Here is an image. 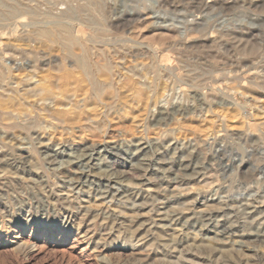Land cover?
Returning <instances> with one entry per match:
<instances>
[{
  "label": "rangeland",
  "instance_id": "obj_1",
  "mask_svg": "<svg viewBox=\"0 0 264 264\" xmlns=\"http://www.w3.org/2000/svg\"><path fill=\"white\" fill-rule=\"evenodd\" d=\"M14 1L0 0V81L18 95L45 81L48 112L81 101L85 77L143 61L160 80L128 73L101 128L94 98L58 123L30 96L32 127L0 122V264H264V81L243 78L264 62V0Z\"/></svg>",
  "mask_w": 264,
  "mask_h": 264
},
{
  "label": "bare ground",
  "instance_id": "obj_2",
  "mask_svg": "<svg viewBox=\"0 0 264 264\" xmlns=\"http://www.w3.org/2000/svg\"><path fill=\"white\" fill-rule=\"evenodd\" d=\"M11 1V0H10ZM79 1V0H78ZM82 1V0H81ZM81 1H80V5H82L81 4ZM92 1V0H91ZM93 1H96V0H93ZM8 2V1H7ZM13 2H15L14 0H13ZM73 2V1H72ZM26 3V2H25ZM70 3V2H69ZM74 3H76L75 1H74ZM83 3H85V2H83ZM95 3H97V2H95ZM86 4V3H85ZM84 4V5H85ZM0 5L1 6H5V5H3V4H1L0 3ZM9 5H11V4H9ZM20 5V4H19ZM18 5V6H19ZM70 5V4H69ZM83 5V6H84ZM97 5V4H96ZM99 5V4H98ZM17 6V7H18ZM23 6V5H22ZM22 6H20L19 8H21ZM26 6V5H25ZM74 6V5H73ZM78 6V5H77ZM101 6V5H100ZM99 6V7H100ZM8 7V6H7ZM6 7V8H7ZM67 7V6H66ZM91 7V6H90ZM94 7H95V5H94ZM93 7V8H94ZM103 7V6H102ZM2 8V7H1ZM4 8V7H3ZM22 8H24V7H22ZM34 8V7H33ZM71 8V7H70ZM5 9V8H4ZM13 9H14V7H13ZM103 9V8H102ZM12 10V9H11ZM20 10V9H19ZM23 10V9H22ZM21 10V11H22ZM91 10V9H90ZM96 10V9H95ZM15 11V10H14ZM30 11V10H29ZM32 11V10H31ZM18 12V11H17ZM17 12H16V15H17ZM23 12H24V10H23ZM3 13H4V11H3ZM7 13V12H6ZM9 13V12H8ZM13 13V12H12ZM35 13V12H34ZM87 13H90V12H87ZM93 13V12H92ZM98 13H99V11H98ZM14 14V13H13ZM20 14V13H19ZM18 14V16L20 17L21 15H19ZM79 14V13H78ZM94 14H95V11H94ZM1 15V14H0ZM31 15V14H30ZM43 15V14H42ZM77 15V14H76ZM82 15H84V13L82 14ZM93 15V14H92ZM96 15V14H95ZM100 15V14H99ZM94 16V15H93ZM17 17V16H16ZM25 17V16H24ZM35 17V16H34ZM71 17V16H70ZM91 17V16H90ZM97 17V16H96ZM134 16H131V15H125V16H123V18H122V20H120L119 22H118V24H111L112 25V27H114L115 29H117V27L120 25V26H125L126 25V27H127V25H128V23H129V21H131L130 19L131 18H133ZM41 18V17H40ZM66 18V17H65ZM68 18V17H67ZM83 18V17H82ZM140 18V17H139ZM13 19V18H12ZM12 19H11V21H12ZM21 19V18H20ZM63 19V18H62ZM86 19V18H85ZM90 19V18H89ZM100 19V18H99ZM137 19V18H136ZM6 20V19H5ZM4 20V21H5ZM64 20V19H63ZM81 20H83V19H81ZM86 20H88V19H86ZM101 20V19H100ZM100 20H99V22H100ZM117 20V19H116ZM10 21V22H11ZM26 21V20H25ZM36 21V20H35ZM34 21V22H35ZM43 21V20H42ZM65 21H66V19H65ZM95 21V20H94ZM109 21V20H108ZM9 22V23H10ZM85 22V21H84ZM86 22H88V21H86ZM89 22H93V21H89ZM102 22H103V20H102ZM110 22H112V21H110ZM132 22V21H131ZM144 22V21H143ZM0 23H1V21H0ZM17 23V22H16ZM37 23V22H36ZM53 23H55V22H53ZM94 23V22H93ZM92 23V24H93ZM104 23H106V22H104ZM142 23V22H141ZM19 24V23H18ZM21 24H22V22H21ZM20 24V25H21ZM38 24H40V23H38ZM63 24V23H62ZM65 24H67V23H65ZM95 24V23H94ZM97 24V23H96ZM99 24V23H98ZM100 24H101V22H100ZM107 24H109V23H107ZM140 24V23H139ZM139 24H137V25H139ZM144 24V23H143ZM130 25V24H129ZM35 26V25H34ZM45 26V25H44ZM69 27H71L70 25H68ZM101 26V25H100ZM107 26H109V25H107ZM145 26V25H144ZM38 27H39V25H38ZM97 27V26H96ZM103 27V26H102ZM137 27V26H136ZM143 27V26H142ZM108 29H109V27H107ZM106 28V29H107ZM111 28V27H110ZM113 28V30H114V32H116L115 31V29ZM125 28V27H124ZM146 28V27H145ZM97 29V28H96ZM100 29V28H99ZM138 29H141V27H139V28H137V30ZM169 29V28H168ZM30 30V29H29ZM44 30V29H43ZM43 30H40V28L38 29V34L37 35H39L40 34V36H38V37H41V36H46V35H48V31H43ZM60 30V29H59ZM95 30V29H94ZM110 30V29H109ZM131 30V29H130ZM134 30V29H133ZM61 35H63L62 36V39H63V41L64 42H62V43H64L67 47L71 44V42H73V39L71 38V36H70V32H69V29H68V27H66V26H63L62 28H61ZM100 31V30H99ZM125 31V30H124ZM129 31V30H128ZM135 31V30H134ZM140 31V30H139ZM138 31V32H139ZM148 31V30H147ZM10 32H12V31H10ZM14 32V31H13ZM72 32V31H71ZM101 32V31H100ZM100 32H99V34H100ZM103 32H104V29H103ZM137 32V33H138ZM20 33V32H19ZM28 33H33V30H32V32H28ZM35 33V32H34ZM56 33V32H55ZM96 33V32H95ZM135 33V32H134ZM161 33V32H160ZM22 34V33H21ZM50 34V36L51 35H53V34H51V33H49ZM57 34V33H56ZM97 34V33H96ZM106 34V33H105ZM123 34H124V32H123ZM234 34V33H233ZM15 35V34H14ZM37 35H35V36H37ZM58 35V34H57ZM131 35V34H130ZM133 35H135V34H133ZM238 35V34H237ZM49 36V37H50ZM90 36V35H89ZM104 36V35H103ZM107 36V35H106ZM128 36V35H127ZM145 36V35H144ZM151 36V35H150ZM149 36V37H150ZM29 38H30V36H28ZM95 37V36H94ZM98 37V36H97ZM102 37V36H101ZM146 38L148 37L147 36V34H146V36H145ZM153 37H155V36H153ZM235 37V36H234ZM20 38V37H19ZM23 38V37H22ZM43 37H41V39H42ZM59 38H60V35H59ZM110 38H112L111 36H110ZM126 38V37H125ZM134 39H135V37H133ZM136 38H138V37H136ZM141 38V37H140ZM158 38V37H157ZM236 38V37H235ZM21 39V38H20ZM45 39V38H44ZM62 39H60V40H62ZM92 39V38H91ZM113 39V38H112ZM141 39H143V35H142V38ZM152 39H154V38H152ZM26 40V39H25ZM35 40V39H34ZM49 40V39H48ZM48 40H47V42H48ZM55 40V39H54ZM78 40H80V39H78ZM103 40H104V38H103ZM117 40H119V39H117ZM116 40V41H117ZM138 40V39H137ZM151 40V39H150ZM157 40V39H156ZM241 40V39H240ZM22 41V40H21ZM94 41V40H93ZM105 41H108V40H105ZM109 41H110V39H109ZM113 41V40H112ZM131 41V40H130ZM231 41V40H230ZM6 42V41H5ZM11 42V41H10ZM14 42H15V40H14ZM79 42V41H78ZM215 42V41H214ZM37 43V42H36ZM62 43H60V44H62ZM105 43V42H104ZM133 43V42H132ZM55 44H56V42H55ZM54 44V45H55ZM74 44H76V43H74ZM237 44V43H236ZM9 45V44H8ZM41 45V44H40ZM80 45V44H79ZM90 45V44H89ZM122 45V44H121ZM140 45V44H139ZM43 46H45V45H43ZM65 46V47H66ZM120 46V45H119ZM143 46V45H142ZM235 46V45H234ZM116 47V46H115ZM126 47V46H125ZM48 48V47H47ZM50 48H51V46H50ZM64 48V47H63ZM127 48V47H126ZM242 48V47H241ZM68 49V48H67ZM71 50V49H70ZM90 50H91V48H90ZM111 50H113V49H111ZM68 51V50H67ZM136 51V50H135ZM84 52V51H83ZM115 52V51H114ZM146 52V51H145ZM148 52V51H147ZM224 52V51H223ZM244 52V51H243ZM69 53V52H68ZM127 53V52H126ZM130 53V52H129ZM131 53H132V51H131ZM230 53V52H229ZM232 53H234V52H232ZM103 54V53H102ZM115 54V53H114ZM122 54V53H121ZM120 54V55H121ZM142 54H143V52H142ZM146 54V53H145ZM80 55V54H79ZM229 55V54H228ZM247 55V54H246ZM103 56V55H102ZM115 56H116V54H115ZM122 56V55H121ZM236 56V55H235ZM253 56V55H252ZM262 56V55H261ZM264 56V55H263ZM31 57H32V55H31ZM78 57V56H77ZM80 57V56H79ZM110 57V56H109ZM148 57V56H147ZM37 58V57H36ZM88 58V57H87ZM233 58V57H232ZM255 58V57H254ZM125 59V58H124ZM130 59V58H129ZM146 59V58H145ZM148 59V58H147ZM82 60H83V65H84V68L85 69H89L90 71H91V69H90V65H89V63H88V60L84 57H82ZM107 61H109V59H106ZM121 60V59H120ZM133 60V59H132ZM131 60V61H132ZM138 60V59H137ZM136 60V61H137ZM258 60V59H257ZM78 61H80V60H77V62ZM95 61V60H94ZM98 61V60H97ZM96 61V62H97ZM141 61V60H140ZM222 61V60H221ZM238 61H240V60H238ZM244 61V60H243ZM253 61V60H252ZM127 62H129V61H127ZM133 62H134V60H133ZM228 62V61H227ZM231 62V61H230ZM230 62H228V64L230 63ZM257 62V61H256ZM259 63H261L262 65H260V66H258V65H256V67L253 69V67H250V68H248V72L249 73H247V76H244L243 78L244 79H247L248 81H256L257 79L258 80H260V81H264V62L262 63V61H258ZM102 63V62H101ZM118 63V62H117ZM151 63V62H150ZM223 63V62H222ZM233 63V62H232ZM242 63V62H241ZM240 63V64H241ZM82 64V63H81ZM81 64H79L80 66H81ZM103 64V63H102ZM110 64V63H109ZM109 64H107V66L109 65ZM227 64V63H226ZM227 64V65H228ZM231 64V63H230ZM229 64V65H230ZM239 64V65H240ZM141 71L139 72V70L138 71H134V72H130L127 68H126V70H125V72H121V74L119 75V77H118V79L116 78V77H114V74L112 73V80L113 81H97L98 80V76H97V80L96 81H94V79L93 80H91V81H88V78L87 77H85L86 79H87V81H75V83L77 84V85H80L82 82H85V91H84V95H85V97H83V99L81 100V101H77V100H75V98H76V94L74 93L73 94V99L72 100H69L66 104H65V106H64V108L62 109V110H53L52 112L50 111V112H48V110L46 109V106H44L45 105V102L47 101V100H49L51 97H53V91L51 90V88L45 83V81H37V83L33 86V87H29L27 90L25 89V93L23 94V95H18V89L17 88H15V89H11V88H9L8 87V84H9V81H0V122H3V121H6V120H10L11 121V119H13L12 120V123L11 122H9L8 124L9 125H7V127H20V128H23V127H32V125H34V123H35V121H36V117L34 116V117H31V113L28 111V108H27V106H25V105H21L20 104V101H21V99H23V100H26L27 99V97H33V98H35V100H36V103H38V105H40L41 107L39 108V113H41L44 117H47L48 115H50V116H52V118L53 119H56V120H59L58 121V123L60 122V119H59V117H53V115L54 114H56V116H66V115H74V114H76V113H82L84 110H86L87 108H88V106L90 105V104H92V102H91V99H96L97 100V103H94V108L96 107H99V109H101L102 111H100V113L102 114V116L100 117L101 119L97 122V125L96 126H94L95 128H97V127H99V123H101L102 121H103V117L104 116H106L109 112H111L110 110L112 109V103H114V101L115 102H120L119 100H120V95H119V90H120V88H122V86H124L125 85V83L127 84V82L126 81H122L123 79H126V78H128V76H127V74L128 73H130V74H132V77H134V78H136L135 80H137V81H135L134 80V78H133V80L131 81V82H133V84H140V85H142V83H141V81H138V80H142V79H148V81H150V86H152L153 84H155L157 81H159L160 80V76H159V74H158V67L157 66H154V67H152L151 68V66H150V64H147L146 62H143V61H141ZM152 65V64H151ZM188 65V64H187ZM223 65H224V63H223ZM232 65H234V63L232 64ZM243 65V64H242ZM121 66V65H120ZM207 66V65H206ZM244 66H245V64H244ZM248 66V65H247ZM230 67H232V66H230ZM238 67V66H237ZM239 67H242L241 65L239 66ZM80 68V67H79ZM104 68V70H105V72H109L108 71V68H109V70H110V66H108V68H105V67H103ZM205 68V67H204ZM203 68V69H204ZM234 68V67H233ZM101 69H102V67H101ZM121 69V68H120ZM130 69V68H129ZM137 69V68H136ZM224 69H226V67L224 68ZM223 69V70H224ZM235 69V68H234ZM237 69H239V68H237ZM236 69V70H237ZM242 69H244V68H242ZM82 70H83V68H82ZM88 70V73H90V71ZM119 70V69H118ZM227 70V69H226ZM225 70V71H226ZM235 70V71H236ZM250 70L251 71H253L252 73L250 72ZM122 71V70H121ZM227 71H232V70H227ZM234 71V72H235ZM239 71H241V70H239ZM83 72V71H82ZM87 72V71H86ZM98 72V71H97ZM84 73V72H83ZM102 73V72H101ZM120 73V72H119ZM118 73V74H119ZM190 73V72H189ZM223 73H224V71H223ZM100 74V73H99ZM106 74V73H105ZM262 74V75H261ZM84 75V74H83ZM91 74H89V76H90ZM109 75V74H108ZM190 75H191V73H190ZM222 75H224V74H222ZM221 75V76H222ZM226 75V74H225ZM85 76H87V74L85 75ZM111 76V75H110ZM227 76V75H226ZM31 77V76H30ZM107 77V76H106ZM214 77V76H213ZM240 77V76H239ZM195 78V77H194ZM201 78V77H200ZM242 78V77H241ZM32 79V78H31ZM84 79V78H83ZM96 79V78H95ZM104 79H106V78H104ZM100 80H101V77H100ZM115 80H117V81H115ZM206 80V79H205ZM225 80V79H224ZM226 80H228L227 78H226ZM234 80H236V78L234 79ZM238 80V79H237ZM129 81V80H128ZM241 81V80H240ZM27 82H30V81H27ZM33 83V82H32ZM149 83V82H148ZM18 84V83H17ZM31 84V83H30ZM46 84V85H45ZM142 86H144V85H142ZM81 88H82V86H80ZM245 89V88H244ZM24 90V89H23ZM21 91V90H20ZM26 95V96H25ZM104 98H108L107 99V101L110 99V102H105V100H104ZM51 101H53L52 99H51ZM54 103V102H53ZM118 105V104H117ZM114 106V105H113ZM174 110V109H173ZM173 110H172V112H173ZM116 111V110H115ZM161 111V110H160ZM158 112L159 114L155 117V119L156 120H160L161 118H163V113H162V111L161 112ZM176 111V110H175ZM174 111V112H175ZM164 112V111H163ZM49 117V116H48ZM65 118V117H64ZM70 118H71V116H70ZM91 119V118H90ZM96 121V120H95ZM91 122V121H90ZM103 124L105 123V122H102ZM102 124V125H103ZM101 125V126H102ZM38 126V125H37ZM50 127V126H49ZM1 128H3V127H1ZM99 128H101V127H99ZM4 129H6L5 127H4ZM4 131H6V130H4ZM147 147V146H146ZM146 147H142V150H144V148H146ZM93 148V147H92ZM2 149V148H1ZM9 149V148H8ZM44 149V148H43ZM7 150V149H6ZM93 150V149H92ZM138 151H141V149L139 150V149H137V151L136 152H134V153H130L129 154V160H131V159H133V158H135L136 156H137V152ZM142 152V151H141ZM10 153V152H9ZM29 153V152H28ZM87 153V152H86ZM86 153H84L85 155H86ZM31 154V153H30ZM29 154V155H30ZM90 155V154H89ZM6 157V156H5ZM148 157V156H147ZM82 160H84V159H82ZM150 161V160H149ZM149 163V162H148ZM83 164V163H82ZM157 164V163H156ZM95 165V164H94ZM115 165V164H114ZM148 166V165H147ZM108 167H109V164H108ZM111 167H112V163H111ZM146 167V166H145ZM156 167V166H155ZM171 166H169L168 168H170ZM186 167V166H185ZM148 169V168H147ZM163 169V168H162ZM164 169H166V168H164ZM189 169V168H188ZM187 169V170H188ZM161 170V169H160ZM167 170V169H166ZM170 171H171V169H169ZM78 171H80V170H78ZM118 171V170H117ZM170 171H168V173L170 172ZM164 172V171H163ZM77 173H80V176L81 175H83L84 173L82 172V170L80 171V172H77ZM166 173V172H165ZM167 173V174H168ZM171 173V172H170ZM164 174V173H163ZM108 175V174H107ZM79 176V177H80ZM108 177H110L109 175H108ZM162 177V176H161ZM165 178H166V176H165ZM160 179V178H159ZM77 180V179H76ZM148 180V179H147ZM163 180V179H162ZM149 181V180H148ZM147 181V182H148ZM174 182V181H173ZM105 190V189H104ZM105 192V191H104ZM64 198V197H63ZM66 199V198H65ZM65 199H63V200H65ZM70 201V200H69ZM263 204V203H262ZM90 205V204H89ZM181 206V205H180ZM182 207V206H181ZM255 207V206H254ZM183 209V208H182ZM122 212V211H121ZM123 213V212H122ZM159 213H161V214H164L163 212H159ZM173 213V212H172ZM119 214H121V213H119ZM176 214H178L177 212H176ZM176 214L174 215V213L172 214V215H174V216H176ZM181 213L179 212V215H180ZM113 215V214H112ZM127 215V214H126ZM130 215V214H129ZM168 215V214H167ZM166 215V216H167ZM170 215V214H169ZM131 216V215H130ZM182 216V215H181ZM169 217V216H168ZM168 217L166 218V220L168 219ZM179 217V216H178ZM101 218V217H100ZM110 219L111 218V215H107V216H105V218L104 219ZM186 218V217H185ZM164 219V218H163ZM172 219H174L173 217H172ZM179 219V218H178ZM102 220V219H101ZM171 220V219H170ZM169 220V221H170ZM178 221V220H177ZM185 221V220H184ZM173 222H174V220H173ZM179 222V221H178ZM171 223V222H170ZM181 223V222H180ZM186 223H187V220H186ZM172 224V223H171ZM171 224H169V226L171 225ZM182 224H184V222L182 223ZM142 225V224H141ZM176 225V224H175ZM186 225V224H185ZM217 225H219V224H217ZM224 225V224H223ZM131 226V225H130ZM173 226V225H172ZM171 226V227H172ZM181 226V225H180ZM183 226V225H182ZM181 226V227H182ZM218 227V226H217ZM221 227H223L224 228V231L223 232H226V230H225V226H221ZM131 228V227H130ZM139 228V227H138ZM138 228H136V229H138ZM215 229V228H214ZM217 229V228H216ZM222 229V228H221ZM228 229H230L229 227H228ZM228 229H227V231H228ZM220 230V229H219ZM214 231V230H213ZM220 231H222V230H220ZM230 231V230H229ZM216 232H219V231H216ZM215 232V233H216ZM221 233V232H220ZM220 233H218V234H220ZM232 233V232H231ZM230 233V234H231ZM252 233V232H251ZM223 234V233H222ZM238 234V233H237ZM148 235V234H147ZM160 235V234H159ZM158 235V236H159ZM186 235V234H185ZM252 235H253V233H252ZM255 235V238H260V237H264V231H259L258 233H256V234H254ZM253 235V236H254ZM193 236V235H192ZM226 236V235H225ZM230 236V235H229ZM244 236V235H243ZM142 237H144V234H143V236ZM162 237H165V236H162ZM168 237V236H167ZM242 237V236H241ZM166 238V237H165ZM164 238V239H165ZM176 238V236H172V237H170V238H167V240H169V239H171V240H174ZM151 239V238H150ZM186 239V238H185ZM160 240V239H159ZM192 240L193 241H196V239L195 238H193L192 237ZM187 242V241H186ZM199 242V241H198ZM263 242V241H262ZM233 243V242H232ZM231 243V244H232ZM235 243V242H234ZM233 243V244H234ZM237 243H239L238 241H237ZM174 244V243H173ZM195 245H197V244H195ZM230 246V245H229ZM232 246H234V245H232ZM216 247V246H215ZM242 248V247H241ZM238 250V249H237ZM238 253H239V250L237 251ZM264 254V253H263Z\"/></svg>",
  "mask_w": 264,
  "mask_h": 264
}]
</instances>
